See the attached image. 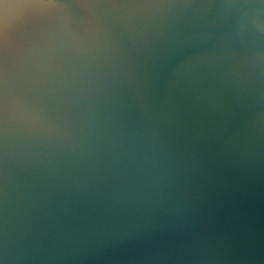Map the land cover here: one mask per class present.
<instances>
[{
  "label": "water",
  "instance_id": "95a60500",
  "mask_svg": "<svg viewBox=\"0 0 264 264\" xmlns=\"http://www.w3.org/2000/svg\"><path fill=\"white\" fill-rule=\"evenodd\" d=\"M0 264H264V0H0Z\"/></svg>",
  "mask_w": 264,
  "mask_h": 264
},
{
  "label": "clouds",
  "instance_id": "9594fccd",
  "mask_svg": "<svg viewBox=\"0 0 264 264\" xmlns=\"http://www.w3.org/2000/svg\"><path fill=\"white\" fill-rule=\"evenodd\" d=\"M4 7H5V8H7V7H8V5H4Z\"/></svg>",
  "mask_w": 264,
  "mask_h": 264
}]
</instances>
